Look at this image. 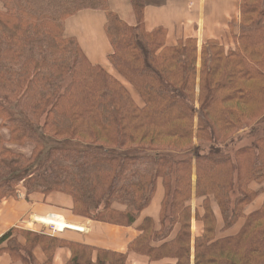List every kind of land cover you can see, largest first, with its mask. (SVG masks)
I'll list each match as a JSON object with an SVG mask.
<instances>
[{
  "label": "trees",
  "instance_id": "1",
  "mask_svg": "<svg viewBox=\"0 0 264 264\" xmlns=\"http://www.w3.org/2000/svg\"><path fill=\"white\" fill-rule=\"evenodd\" d=\"M128 1L135 27L111 13L108 0H0V202L19 188L66 194L74 216L136 226L128 252L150 264H264V201L245 213L264 193V117L249 125L238 112L257 90L252 83L264 84V0L241 2L238 33L230 31L237 47L212 40L199 55L195 39L166 47L163 29H144L146 0ZM85 10L105 13L108 63L132 92L65 36V22ZM144 141L166 147L138 145ZM25 146L28 156L15 150ZM157 185L155 223L141 215ZM192 195L201 200L193 242ZM240 220L237 233L217 236ZM57 248L70 250L66 264H126V255L46 233L0 237V256L11 264H52Z\"/></svg>",
  "mask_w": 264,
  "mask_h": 264
},
{
  "label": "crops",
  "instance_id": "2",
  "mask_svg": "<svg viewBox=\"0 0 264 264\" xmlns=\"http://www.w3.org/2000/svg\"><path fill=\"white\" fill-rule=\"evenodd\" d=\"M242 1L146 0L143 26L147 32L163 29L166 47H174L179 41L187 39H195L197 46L200 47L201 44L208 41L224 40L230 26L235 29L236 22L239 21ZM108 9L125 25L129 27L137 25L128 0H108ZM105 24L106 15L104 12L85 10L78 12L65 22L64 33L66 37L74 38L77 41L91 65L99 66L106 72H110L112 67L108 63L107 57L112 50L104 32ZM16 193L15 198L4 199L0 202V237L11 229L44 234L43 225L35 220L52 215L66 223L82 227L83 231L66 228L62 232L55 230V234L48 232L50 236H56L70 243L85 245L95 250L126 255V264H150L147 257L128 252L129 244L139 235L135 230L136 226L122 227L74 216L71 213L72 199L66 194L58 192L26 194L20 188ZM162 198V188L157 185L155 194L148 208L142 213L141 219L151 218L157 223ZM200 204L201 200L192 195L189 204L192 216V242L196 232L194 215ZM258 206L256 204L252 209H250L251 206H248L245 213L257 210ZM175 232L176 230L172 233V237ZM19 241L21 244L24 242L22 239ZM33 254L37 262L44 263L46 261L40 247H36ZM70 255L68 248H57L52 257V264H66ZM93 259H95V254ZM0 264H11L8 256H0Z\"/></svg>",
  "mask_w": 264,
  "mask_h": 264
},
{
  "label": "rangeland",
  "instance_id": "3",
  "mask_svg": "<svg viewBox=\"0 0 264 264\" xmlns=\"http://www.w3.org/2000/svg\"><path fill=\"white\" fill-rule=\"evenodd\" d=\"M238 23H239V21L236 22L235 29L233 27L231 28L233 30H230L231 26L229 27L228 34L225 36L224 40L218 41V42L221 43V45L224 47L225 50L234 49L235 47L238 46L236 42L232 41V38L230 36V33H231L230 31H232V33H234V34L238 33V29H237ZM201 46H202V44H201ZM201 46L200 47L197 46L198 55L201 52V48H202ZM200 66H201V61H200V58L198 56L197 63H196L197 70L200 69ZM107 74L109 76H111L112 78H114L115 80H117L121 85H123L124 87H126L128 90H130L132 92V90H131L132 88L130 87V85L126 81H124L116 73V71L113 68L111 69L110 72H107ZM252 84L256 85V87H255V89L251 88L250 90L251 91L252 90H256V89L257 90L255 92H252L249 97L247 95V98H246L247 104L242 103V101H240V103L238 105V112L241 113V115L245 118V121L249 125H255L257 122H259L262 119V117H264V84H261V82H260L257 85V84H255V81ZM195 93L198 94V89H196ZM195 106L198 108L197 102H196ZM246 131H248V127H245L243 129L238 130L236 135H243V134L246 133ZM246 141H248V140H246ZM150 144H151V142H145V141L143 143L142 142L141 143L138 142V145L147 146V145H150ZM150 146L151 147L165 148L166 147V142H162V143H153L152 142V144ZM188 146H192V151H193L192 155H195L194 152H196V147H197V140L195 139V137H193V139L189 142ZM177 149H178V147H177ZM15 150H18V151H20L21 153H23V154H25L27 156L29 155V152H30V149H29L28 146H25V148H23V149H15ZM261 186L262 185L252 184L250 186V189L254 190V191L255 190H259V189H261ZM263 201H264V193H260L255 198V200L249 205V206H251L250 209H252V207H254L256 204H258L259 205L258 207H260L262 205ZM213 210H214V215H215V217L217 219V226H218V230H219L221 228V226H222V222H221V217H220L219 210H218L217 206L214 203H213ZM242 224H243V220H240V221H238L236 223V225H234L232 228H230L229 230L225 231L224 233H220L219 232L217 236L221 237V236H224V235H226V236L232 235L237 230H239V228L241 227ZM42 230L44 231V234L45 233L49 234L48 232H51V233L55 234V230H53V228L51 226H42ZM19 239H21V238H19ZM192 259H193V257H191V262H192ZM163 264H165V263H163Z\"/></svg>",
  "mask_w": 264,
  "mask_h": 264
},
{
  "label": "bare ground",
  "instance_id": "4",
  "mask_svg": "<svg viewBox=\"0 0 264 264\" xmlns=\"http://www.w3.org/2000/svg\"><path fill=\"white\" fill-rule=\"evenodd\" d=\"M35 221L43 226H52L58 232H62L66 228L74 231H83L82 227L66 223L52 215L48 217L38 218Z\"/></svg>",
  "mask_w": 264,
  "mask_h": 264
},
{
  "label": "built area",
  "instance_id": "5",
  "mask_svg": "<svg viewBox=\"0 0 264 264\" xmlns=\"http://www.w3.org/2000/svg\"><path fill=\"white\" fill-rule=\"evenodd\" d=\"M52 227V226H51ZM53 228V227H52ZM53 230H55L54 228H53Z\"/></svg>",
  "mask_w": 264,
  "mask_h": 264
}]
</instances>
